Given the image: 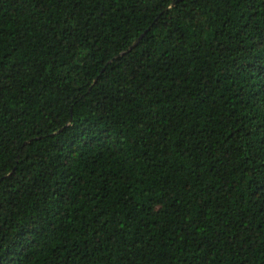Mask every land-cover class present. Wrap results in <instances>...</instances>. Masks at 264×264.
<instances>
[{
    "label": "trees",
    "instance_id": "1",
    "mask_svg": "<svg viewBox=\"0 0 264 264\" xmlns=\"http://www.w3.org/2000/svg\"><path fill=\"white\" fill-rule=\"evenodd\" d=\"M0 264H264V0H0Z\"/></svg>",
    "mask_w": 264,
    "mask_h": 264
}]
</instances>
